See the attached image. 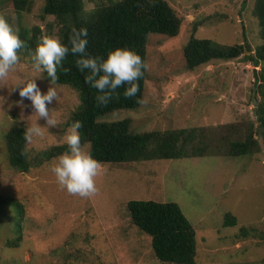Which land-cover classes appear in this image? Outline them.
<instances>
[{"label":"rangeland","instance_id":"374dc122","mask_svg":"<svg viewBox=\"0 0 264 264\" xmlns=\"http://www.w3.org/2000/svg\"><path fill=\"white\" fill-rule=\"evenodd\" d=\"M113 1L118 0H82L83 10ZM166 1L183 21L174 36H147L146 103L100 119L128 117L132 131L203 127L212 138L210 153L103 163L95 194L68 193L51 171L59 155L45 158L43 151L64 143L66 122L80 97L68 85L46 81L31 56L19 57L9 77L0 80V264H175L153 255L150 236L131 222L129 199L179 205L195 230L192 264H264V141L254 132L249 154L233 156L225 149L228 140H243L259 125L254 76L264 61L254 65L242 54L187 69L182 53L191 34L222 47L243 43L244 54L252 53L260 43L254 0ZM42 5L43 0H30L16 11L0 0V14L13 29L37 25L41 37L58 36L54 16L44 14ZM31 79L42 93L49 87L57 90V100L48 105L56 123L38 120L43 135L25 143L30 166L20 171L8 164L3 132L13 124L26 129L35 120L31 102L14 85ZM221 142L216 148L214 143ZM16 206L23 210L19 231L9 222ZM225 213L234 224L223 223Z\"/></svg>","mask_w":264,"mask_h":264},{"label":"trees","instance_id":"16d2710c","mask_svg":"<svg viewBox=\"0 0 264 264\" xmlns=\"http://www.w3.org/2000/svg\"><path fill=\"white\" fill-rule=\"evenodd\" d=\"M16 11L25 9L30 0H7ZM244 1H242V5ZM42 12L54 16L58 24V36L62 42H68L71 29H87V52L93 56H104L106 51L115 47H128L137 52L144 64L148 34L174 36L178 33L183 15L169 5L166 0H118L96 5L90 11L83 10L82 0H43ZM1 15V14H0ZM252 15L258 26L260 43L252 53L244 54L243 43L218 46L207 38H197L193 34L182 48L184 65L193 69L212 60H231L243 56L257 64L264 61V0H254ZM9 22V21H8ZM24 45L18 50V56H31L39 38L40 27L31 28L20 25L17 29ZM251 51V49H249ZM32 57V56H31ZM75 58L69 53L57 67L55 83L72 87L78 92L81 103L72 112L66 124L79 120L82 143L91 141L93 156L103 163L131 162L158 158L194 157L209 154L213 146L212 138L203 127H179L165 130L132 131L131 119L128 117L113 121L100 118L117 109H135L137 99L143 98L146 67L143 75L136 81L139 91L135 97L123 95V85L116 90L106 105L101 106L95 99L97 90L85 82L87 70L81 72L75 66ZM46 81L51 82L43 72ZM256 84V116L259 126L250 131L245 139L228 140L225 149L229 155L249 154L256 143L254 132L264 141V67L254 76ZM260 127V130H259ZM25 127L13 124L3 132L6 157L10 167L20 171L27 170L30 161L25 151ZM216 148L223 144L214 143ZM221 145V146H220ZM67 150L64 143L52 145L43 151L45 158L57 156ZM131 222L142 232L150 236L153 255L162 262L175 264H192L196 254L195 230L175 202H158L154 200L129 199L126 203ZM15 230L19 231L23 210L16 206L11 211ZM224 224H234L231 214L225 213ZM8 245L13 241L6 240Z\"/></svg>","mask_w":264,"mask_h":264},{"label":"clouds","instance_id":"9594fccd","mask_svg":"<svg viewBox=\"0 0 264 264\" xmlns=\"http://www.w3.org/2000/svg\"><path fill=\"white\" fill-rule=\"evenodd\" d=\"M153 4L155 0H147ZM87 29L73 27L68 36V42H62L59 36L44 35L39 38L32 52L34 67L41 73L46 72L51 82L57 80V67L62 65L65 57L71 53L75 58V66L81 72L87 70L85 82L97 90L96 101L106 105L116 90L123 85V95L135 97L139 89L136 82L143 75L142 69L146 67L141 56L128 47H115L106 51L104 56H93L87 52ZM24 45L19 38L18 31L14 30L8 20L0 15V80L9 77L14 66L19 61L18 50ZM20 85L19 95L31 102L35 120L24 131L26 143H32L34 136L43 135L40 118L46 124L54 126L56 121L50 117L49 107L58 98L55 88L49 87L46 92H41L35 80L17 81ZM139 103H146L137 99ZM22 104V101L18 102ZM23 106V105H22ZM82 124L75 120L66 130L63 140L67 150L55 158L51 165L58 185L68 193L80 197H89L98 189L96 178L101 174L102 165L92 154L91 141H81L79 129Z\"/></svg>","mask_w":264,"mask_h":264},{"label":"water","instance_id":"95a60500","mask_svg":"<svg viewBox=\"0 0 264 264\" xmlns=\"http://www.w3.org/2000/svg\"><path fill=\"white\" fill-rule=\"evenodd\" d=\"M259 126V125H258ZM259 130H260V127H259Z\"/></svg>","mask_w":264,"mask_h":264}]
</instances>
